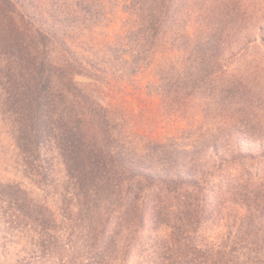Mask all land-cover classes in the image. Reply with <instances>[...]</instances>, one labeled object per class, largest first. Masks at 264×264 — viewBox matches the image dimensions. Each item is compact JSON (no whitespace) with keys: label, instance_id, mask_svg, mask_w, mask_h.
Segmentation results:
<instances>
[{"label":"rangeland","instance_id":"rangeland-1","mask_svg":"<svg viewBox=\"0 0 264 264\" xmlns=\"http://www.w3.org/2000/svg\"><path fill=\"white\" fill-rule=\"evenodd\" d=\"M166 4L167 31L217 39L222 69L195 86L135 77L128 121L193 170L140 182L114 163L92 180L48 139L29 155L0 78V264H264V0Z\"/></svg>","mask_w":264,"mask_h":264},{"label":"trees","instance_id":"trees-1","mask_svg":"<svg viewBox=\"0 0 264 264\" xmlns=\"http://www.w3.org/2000/svg\"><path fill=\"white\" fill-rule=\"evenodd\" d=\"M166 3L0 0V78L19 148L31 155L48 139L65 169L73 166L79 178L92 180H108L114 163L140 182L192 171L161 159L168 137L128 121L135 77L195 86L204 79L200 72L222 69L217 39L167 31ZM205 44L211 51H203Z\"/></svg>","mask_w":264,"mask_h":264}]
</instances>
